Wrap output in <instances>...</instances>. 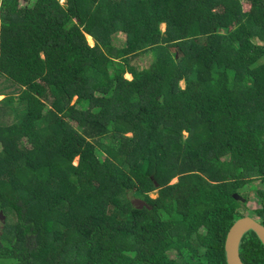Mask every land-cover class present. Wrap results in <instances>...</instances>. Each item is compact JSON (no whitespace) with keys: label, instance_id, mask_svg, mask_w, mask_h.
Masks as SVG:
<instances>
[{"label":"trees","instance_id":"trees-1","mask_svg":"<svg viewBox=\"0 0 264 264\" xmlns=\"http://www.w3.org/2000/svg\"><path fill=\"white\" fill-rule=\"evenodd\" d=\"M0 2V264H228L264 225V0Z\"/></svg>","mask_w":264,"mask_h":264},{"label":"water","instance_id":"water-1","mask_svg":"<svg viewBox=\"0 0 264 264\" xmlns=\"http://www.w3.org/2000/svg\"><path fill=\"white\" fill-rule=\"evenodd\" d=\"M236 199L244 200L241 196L235 195ZM249 231L256 233L264 245V225L251 216H245L237 220L228 232L225 251L228 264H244L240 255V245L243 237Z\"/></svg>","mask_w":264,"mask_h":264},{"label":"rangeland","instance_id":"rangeland-1","mask_svg":"<svg viewBox=\"0 0 264 264\" xmlns=\"http://www.w3.org/2000/svg\"><path fill=\"white\" fill-rule=\"evenodd\" d=\"M61 4H65L66 0H59ZM1 3V2H0ZM160 30L164 31L165 30V25H160ZM89 38V37H88ZM89 41V40H88ZM91 43V45H93V41L92 39L89 41ZM124 43V37H119V39L116 41V46L120 47L122 46ZM150 56H142L140 57L137 61H135V65L139 66V67H144L147 66L150 62ZM7 80V79H6ZM5 79H2L1 84H0V89L3 90V94L6 95H17L16 97H18L20 95V91H15L16 88L14 86H12V84L14 83L12 80V82H10L9 80L6 81ZM180 86L183 88V83H180ZM6 91V92H4ZM5 98V96L0 95V101H2ZM5 116L7 117V115L5 114ZM13 118L12 115H10L7 118H0V121H2V124L7 125H12ZM78 164V161L76 162V165ZM173 182H176V180H174ZM262 187V183L261 181L257 180V182H254L253 184H251L250 186H247V188L244 190L245 194H250V199L248 201V207L249 210H256L260 207V203L258 202V200L255 198L256 196V191L258 188ZM152 197H156V194H152ZM132 201L134 203V205L136 207H142V205H144V202H142V200L140 198H132ZM9 263V262H8Z\"/></svg>","mask_w":264,"mask_h":264}]
</instances>
